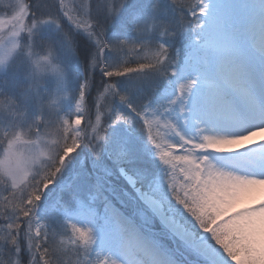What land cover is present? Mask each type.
Masks as SVG:
<instances>
[{"label":"snow or ice","instance_id":"1","mask_svg":"<svg viewBox=\"0 0 264 264\" xmlns=\"http://www.w3.org/2000/svg\"><path fill=\"white\" fill-rule=\"evenodd\" d=\"M264 0H0V264H264Z\"/></svg>","mask_w":264,"mask_h":264},{"label":"bare ground","instance_id":"2","mask_svg":"<svg viewBox=\"0 0 264 264\" xmlns=\"http://www.w3.org/2000/svg\"><path fill=\"white\" fill-rule=\"evenodd\" d=\"M262 140H264V132H258L250 141H245L244 143L249 144L253 141L260 142ZM262 201H264V188L258 186L238 204V207L244 208L258 206Z\"/></svg>","mask_w":264,"mask_h":264}]
</instances>
